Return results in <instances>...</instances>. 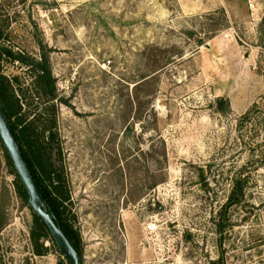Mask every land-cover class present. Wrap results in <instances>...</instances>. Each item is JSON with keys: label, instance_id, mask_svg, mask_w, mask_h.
I'll return each instance as SVG.
<instances>
[{"label": "rangeland", "instance_id": "374dc122", "mask_svg": "<svg viewBox=\"0 0 264 264\" xmlns=\"http://www.w3.org/2000/svg\"><path fill=\"white\" fill-rule=\"evenodd\" d=\"M0 35L82 264H264V0H0ZM3 147L0 264H68Z\"/></svg>", "mask_w": 264, "mask_h": 264}, {"label": "trees", "instance_id": "16d2710c", "mask_svg": "<svg viewBox=\"0 0 264 264\" xmlns=\"http://www.w3.org/2000/svg\"><path fill=\"white\" fill-rule=\"evenodd\" d=\"M5 52L8 56H12L10 52ZM2 53L3 50L1 51L0 49V54ZM37 69V83L40 84L47 97L54 98V83L51 79L47 63L44 62L43 64H38ZM14 82L0 77V103L2 105V109L13 130L17 145L22 153L24 161L40 190L47 212L54 219L56 224L59 225L77 254L81 256L80 236L77 231L74 230V227L69 223L66 215L65 204L70 198L69 193L65 188L66 181L62 174H56L57 171L50 154L47 152L48 149L42 147V142H40L42 139H48V141L49 138L53 139L54 135L52 133V129L55 122L52 121L50 126H46L42 129L40 135L36 134L35 131H37L38 119L29 121V114H22L23 102L21 97L18 95V92L22 94L21 86L18 84V80L16 78ZM6 156L10 166L13 167L7 152ZM15 175L17 178L16 186L19 194L23 198L28 199L29 197L27 191L16 171ZM242 196L243 190L241 184L236 181L232 192L228 197V202L226 203L228 209L233 205L238 204ZM33 216L36 223L33 236H38L40 238L42 236L46 237L48 233L51 234L42 218L35 212H33ZM37 254L42 255L41 249H37ZM68 264H70L69 261Z\"/></svg>", "mask_w": 264, "mask_h": 264}, {"label": "water", "instance_id": "95a60500", "mask_svg": "<svg viewBox=\"0 0 264 264\" xmlns=\"http://www.w3.org/2000/svg\"><path fill=\"white\" fill-rule=\"evenodd\" d=\"M0 139L10 158V161L24 185L29 200V206L33 212L42 218L50 231L59 252L66 257L70 264H82L77 252L64 235L63 231L47 211L42 207L43 197L36 185L25 161L22 153L17 145L13 130L5 116L0 103Z\"/></svg>", "mask_w": 264, "mask_h": 264}, {"label": "built area", "instance_id": "2783aa9c", "mask_svg": "<svg viewBox=\"0 0 264 264\" xmlns=\"http://www.w3.org/2000/svg\"><path fill=\"white\" fill-rule=\"evenodd\" d=\"M251 7L253 6V4L250 5ZM151 231H153L154 229L153 228H150Z\"/></svg>", "mask_w": 264, "mask_h": 264}]
</instances>
